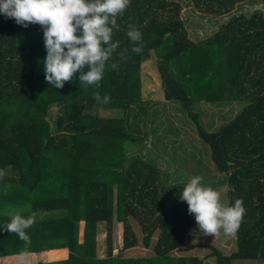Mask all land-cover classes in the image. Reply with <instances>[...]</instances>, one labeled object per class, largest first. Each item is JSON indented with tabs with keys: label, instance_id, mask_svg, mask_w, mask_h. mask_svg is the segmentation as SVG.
Segmentation results:
<instances>
[{
	"label": "trees",
	"instance_id": "trees-1",
	"mask_svg": "<svg viewBox=\"0 0 264 264\" xmlns=\"http://www.w3.org/2000/svg\"><path fill=\"white\" fill-rule=\"evenodd\" d=\"M191 4L204 28L197 39L182 16ZM129 25L142 34L139 53L131 51ZM112 39L116 70L106 62L97 84H80L74 73L54 88L44 79L42 26L25 27L0 13V226L11 211L34 214L26 250L16 233L0 231V258L22 250L60 258L64 251L54 249L66 248L67 258L27 264H207L209 256L216 264L264 261V0H130L116 16ZM152 54L165 98L190 116L215 169L226 175L227 203L242 198L245 211L229 253L215 247L206 257L176 253L191 248L185 242L196 226L178 198L187 179L143 152L145 144L136 149L148 114L141 65ZM95 93L110 99L100 103ZM201 101L242 107L209 131L193 110ZM132 220L151 254H122L141 243ZM115 223L121 227L117 250Z\"/></svg>",
	"mask_w": 264,
	"mask_h": 264
},
{
	"label": "clouds",
	"instance_id": "clouds-1",
	"mask_svg": "<svg viewBox=\"0 0 264 264\" xmlns=\"http://www.w3.org/2000/svg\"><path fill=\"white\" fill-rule=\"evenodd\" d=\"M129 3L130 0H0V13L25 27L29 22L42 26L44 79L59 88L74 73H78L80 84H97L103 78L106 62H110L111 69L118 68L117 62L111 60L118 43L112 39V29L116 16ZM126 35L134 42L131 51L141 52V32L129 25ZM117 55L123 58L122 54ZM94 98L100 103L110 99L108 94L101 97L99 93ZM4 174L0 169V177ZM201 181L199 174L190 176L178 198L186 202L188 213L194 216L203 234L215 235L220 230L226 235L234 234L245 211L242 198L226 203L215 188ZM8 215L9 220L0 226V231L16 233L26 250L30 238L25 230L34 223V214L25 216L11 211Z\"/></svg>",
	"mask_w": 264,
	"mask_h": 264
},
{
	"label": "rangeland",
	"instance_id": "rangeland-1",
	"mask_svg": "<svg viewBox=\"0 0 264 264\" xmlns=\"http://www.w3.org/2000/svg\"><path fill=\"white\" fill-rule=\"evenodd\" d=\"M197 15H201V13L192 4L182 10V16L186 20L193 39L200 38L204 34V28L197 24V21H199ZM201 22L205 23V20H201ZM141 93L142 99L147 102L148 114L144 116L146 119V124L143 127L144 142L137 145L136 149H140V146L145 144L146 148H142L143 152H150L151 156L164 168L168 165L170 171L180 179H188L192 175L199 174L202 177L201 182L215 188L220 193L222 201L227 203L226 175L220 174L215 169L209 156L208 147L200 139L196 124L190 116L182 111L180 104L165 98L154 54L141 65ZM241 107L242 103L239 101H224L221 103L201 101L193 110L198 114L200 124L211 131L232 118ZM52 112L55 114L56 109L54 108ZM104 113L114 114L113 111ZM132 223L141 242L140 225L134 220H132ZM80 226H83L82 222ZM120 228V224L115 223L113 231L115 250L120 246ZM81 235L82 232L80 231V238ZM156 238L157 233L154 234L152 241L154 242ZM235 238V233L226 235L222 230L215 235L203 234L196 225L189 231L185 242L191 248L176 251V253L206 257L212 251V247L218 248L223 253H229L235 248ZM97 243V253L103 256L106 250V225L104 222L98 225ZM67 252L64 253V258L67 256ZM152 252V247H145L141 242L137 246L123 250L122 254L136 257L149 255ZM39 258L47 260L48 253L44 252L41 257L28 254L24 255L22 259L21 255L8 256L0 258V264H27ZM205 262L216 264L213 256L206 257ZM236 264H264V261L242 260Z\"/></svg>",
	"mask_w": 264,
	"mask_h": 264
},
{
	"label": "crops",
	"instance_id": "crops-1",
	"mask_svg": "<svg viewBox=\"0 0 264 264\" xmlns=\"http://www.w3.org/2000/svg\"><path fill=\"white\" fill-rule=\"evenodd\" d=\"M54 250H59V251H64V253H66V251H68L66 248H60V249H54ZM50 251H52V250H50ZM47 253V252H46ZM65 255V254H64ZM68 257V252H67V256L65 257V258H67ZM40 259V258H39ZM56 259H64V257H60V258H51L50 256H49V253H48V258H47V260L46 261H50V260H56ZM44 260V259H43Z\"/></svg>",
	"mask_w": 264,
	"mask_h": 264
}]
</instances>
